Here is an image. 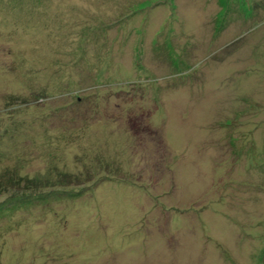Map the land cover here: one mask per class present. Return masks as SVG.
<instances>
[{
  "label": "rangeland",
  "instance_id": "rangeland-1",
  "mask_svg": "<svg viewBox=\"0 0 264 264\" xmlns=\"http://www.w3.org/2000/svg\"><path fill=\"white\" fill-rule=\"evenodd\" d=\"M3 170L0 264H264V0H0Z\"/></svg>",
  "mask_w": 264,
  "mask_h": 264
},
{
  "label": "trees",
  "instance_id": "trees-1",
  "mask_svg": "<svg viewBox=\"0 0 264 264\" xmlns=\"http://www.w3.org/2000/svg\"><path fill=\"white\" fill-rule=\"evenodd\" d=\"M129 121L135 122L134 116H129ZM17 173L3 170L0 171V198L6 197L8 200L25 199L29 200L35 194L39 193L44 187L40 186V182L19 176ZM71 185L72 183H67ZM42 198V197H39Z\"/></svg>",
  "mask_w": 264,
  "mask_h": 264
}]
</instances>
